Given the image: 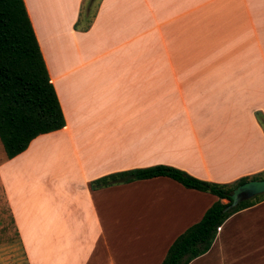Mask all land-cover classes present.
<instances>
[{
	"label": "crops",
	"instance_id": "0c3cea01",
	"mask_svg": "<svg viewBox=\"0 0 264 264\" xmlns=\"http://www.w3.org/2000/svg\"><path fill=\"white\" fill-rule=\"evenodd\" d=\"M94 2L22 0L64 127L0 162V264H160L216 198L166 177L91 181L264 172V0ZM188 264H264V198Z\"/></svg>",
	"mask_w": 264,
	"mask_h": 264
},
{
	"label": "trees",
	"instance_id": "16d2710c",
	"mask_svg": "<svg viewBox=\"0 0 264 264\" xmlns=\"http://www.w3.org/2000/svg\"><path fill=\"white\" fill-rule=\"evenodd\" d=\"M94 1L89 0L88 8ZM90 17L89 13L83 17L86 23L83 30L90 24ZM254 117L264 132V117L259 112H255ZM63 127L62 112L22 0H0V145L5 159H12L22 153L35 137ZM155 177L169 178L186 189L216 198L197 223L172 241L160 264H188L204 254L217 228L226 218L264 198V194L255 196L223 212L230 203L229 194L235 187L250 180L262 179L264 172L218 184L198 180L164 165L108 174L91 181L89 186L94 190ZM221 200L226 202L221 203Z\"/></svg>",
	"mask_w": 264,
	"mask_h": 264
},
{
	"label": "water",
	"instance_id": "95a60500",
	"mask_svg": "<svg viewBox=\"0 0 264 264\" xmlns=\"http://www.w3.org/2000/svg\"><path fill=\"white\" fill-rule=\"evenodd\" d=\"M264 194V177L260 180H250L235 187L229 194L230 203L223 212L228 211L240 202Z\"/></svg>",
	"mask_w": 264,
	"mask_h": 264
},
{
	"label": "rangeland",
	"instance_id": "374dc122",
	"mask_svg": "<svg viewBox=\"0 0 264 264\" xmlns=\"http://www.w3.org/2000/svg\"><path fill=\"white\" fill-rule=\"evenodd\" d=\"M94 5H95V2L92 5V8L94 7ZM3 159H4V155H3V152H2V149H1V146H0V162H2ZM10 234H14L13 230H11V233ZM12 264H14V263H12Z\"/></svg>",
	"mask_w": 264,
	"mask_h": 264
}]
</instances>
